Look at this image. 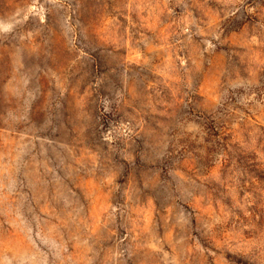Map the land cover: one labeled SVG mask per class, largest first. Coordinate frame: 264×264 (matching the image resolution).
Instances as JSON below:
<instances>
[{
  "label": "rangeland",
  "instance_id": "obj_1",
  "mask_svg": "<svg viewBox=\"0 0 264 264\" xmlns=\"http://www.w3.org/2000/svg\"><path fill=\"white\" fill-rule=\"evenodd\" d=\"M0 264H264V0H0Z\"/></svg>",
  "mask_w": 264,
  "mask_h": 264
}]
</instances>
